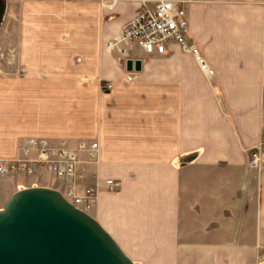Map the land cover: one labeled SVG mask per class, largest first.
<instances>
[{
	"label": "crops",
	"instance_id": "0c3cea01",
	"mask_svg": "<svg viewBox=\"0 0 264 264\" xmlns=\"http://www.w3.org/2000/svg\"><path fill=\"white\" fill-rule=\"evenodd\" d=\"M180 1L210 76L174 44L149 56L120 41L131 0H0V159L27 139L95 140L76 189L97 192L90 215L134 264H264V168L247 155L264 144V0ZM6 178L2 205L64 186Z\"/></svg>",
	"mask_w": 264,
	"mask_h": 264
},
{
	"label": "built area",
	"instance_id": "2783aa9c",
	"mask_svg": "<svg viewBox=\"0 0 264 264\" xmlns=\"http://www.w3.org/2000/svg\"><path fill=\"white\" fill-rule=\"evenodd\" d=\"M103 8L112 10L118 0H98ZM138 5V12L133 19L123 25L120 41L130 42L146 55L163 56L167 46L174 44L183 53L190 55L199 69L210 76L211 71L199 49L189 43L187 36L184 1L180 0H131ZM99 144L95 140L79 141L75 147L64 142L51 145L46 139H27L18 150L17 157L9 160L0 159V177L21 174L35 176L48 173L67 185L63 196L77 209L88 213L92 209L97 192L86 189L77 194L76 187L82 184L86 176V167L98 160ZM248 168L255 170L264 164V144L248 150ZM104 185L110 191L119 188V183L112 180ZM264 263V255L259 257Z\"/></svg>",
	"mask_w": 264,
	"mask_h": 264
},
{
	"label": "water",
	"instance_id": "95a60500",
	"mask_svg": "<svg viewBox=\"0 0 264 264\" xmlns=\"http://www.w3.org/2000/svg\"><path fill=\"white\" fill-rule=\"evenodd\" d=\"M125 70L139 73L140 60ZM0 264H134L90 214L46 187L16 191L0 209Z\"/></svg>",
	"mask_w": 264,
	"mask_h": 264
},
{
	"label": "rangeland",
	"instance_id": "374dc122",
	"mask_svg": "<svg viewBox=\"0 0 264 264\" xmlns=\"http://www.w3.org/2000/svg\"><path fill=\"white\" fill-rule=\"evenodd\" d=\"M133 52H134V54H137V53H139L140 52V48L138 47V46H136L135 44H134V49H133ZM7 56H2L1 58H0V60L3 62L4 60H7ZM248 156H249V153L247 154ZM4 160V159H3ZM9 160V159H8ZM262 168H264V164L263 165H261V167L260 168H258V169H255V170H251V169H248V172H250V170L251 171H256V172H258V171H260ZM18 175V174H17ZM21 175V174H20ZM6 177H0V189L3 187V185L6 183ZM67 185L64 183V186L62 187V193H66V191H67ZM86 189H91V188H85V189H83V191L84 190H86ZM104 189H105V191L108 193V188L105 186L104 187ZM110 191V190H109ZM76 192H77V194H79L78 193V191H77V189H76ZM82 194V193H81ZM2 195L0 194V209H1V205H2ZM95 204H96V201H95V203H94V205H93V207H92V209L89 211V214L92 212V210H93V208H94V206H95ZM261 255H264V253H262ZM260 255V256H261ZM259 256V257H260Z\"/></svg>",
	"mask_w": 264,
	"mask_h": 264
}]
</instances>
